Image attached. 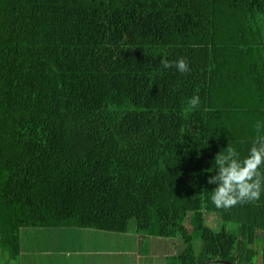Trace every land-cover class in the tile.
<instances>
[{"label": "trees", "instance_id": "trees-1", "mask_svg": "<svg viewBox=\"0 0 264 264\" xmlns=\"http://www.w3.org/2000/svg\"><path fill=\"white\" fill-rule=\"evenodd\" d=\"M258 123L264 0H0V264H23L28 228L126 233L133 220L182 245L177 264H264V191L218 208L209 183Z\"/></svg>", "mask_w": 264, "mask_h": 264}, {"label": "crops", "instance_id": "crops-1", "mask_svg": "<svg viewBox=\"0 0 264 264\" xmlns=\"http://www.w3.org/2000/svg\"><path fill=\"white\" fill-rule=\"evenodd\" d=\"M111 233L93 229L57 228L48 246L56 259L47 264H177L183 247L176 241L150 238L136 230ZM83 233V235H82ZM70 236L69 247L65 237ZM77 238H81L79 244ZM28 255H23V264ZM34 263V262H33ZM32 263V264H33Z\"/></svg>", "mask_w": 264, "mask_h": 264}, {"label": "clouds", "instance_id": "clouds-1", "mask_svg": "<svg viewBox=\"0 0 264 264\" xmlns=\"http://www.w3.org/2000/svg\"><path fill=\"white\" fill-rule=\"evenodd\" d=\"M164 69L175 68L176 71L186 74L191 71L190 63L186 58L170 61L161 58ZM200 104V97L193 95L187 99L185 112L195 111ZM264 124L256 125L257 136L243 159L233 147L227 148L215 158L218 173L209 179V183L217 184L211 195V200L218 208H230L244 202L259 200L264 191V134H261Z\"/></svg>", "mask_w": 264, "mask_h": 264}, {"label": "rangeland", "instance_id": "rangeland-1", "mask_svg": "<svg viewBox=\"0 0 264 264\" xmlns=\"http://www.w3.org/2000/svg\"><path fill=\"white\" fill-rule=\"evenodd\" d=\"M207 221L209 226L218 230L221 229L222 221L221 216L216 213H207ZM192 215L190 214L186 219V226L192 230L191 225ZM136 221L131 222V230L133 232L135 230V223ZM234 225H229L230 229H232ZM57 228H28L23 231V247L25 254L28 255L27 259L25 260L27 264H47V262L53 263L56 259L54 256L53 251H48V246L51 245L52 241L54 240V233ZM94 230V229H93ZM99 231V230H97ZM135 232V231H134ZM112 233V232H111ZM83 235V233H82ZM195 236V249L196 253L199 255L203 251V243L198 238L197 232H193ZM69 247L73 245V241L70 236L65 237ZM79 244L81 243V238H77ZM264 248V240H260L258 242L257 249L262 252ZM221 264V263H218ZM258 264H263L262 256L259 258Z\"/></svg>", "mask_w": 264, "mask_h": 264}, {"label": "water", "instance_id": "water-1", "mask_svg": "<svg viewBox=\"0 0 264 264\" xmlns=\"http://www.w3.org/2000/svg\"><path fill=\"white\" fill-rule=\"evenodd\" d=\"M216 263V262H215ZM214 262L212 263H205V264H215ZM220 263H222V264H232V263H228V262H220Z\"/></svg>", "mask_w": 264, "mask_h": 264}]
</instances>
